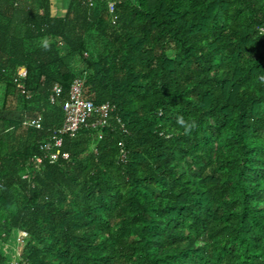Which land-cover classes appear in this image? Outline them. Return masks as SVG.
Listing matches in <instances>:
<instances>
[{"label": "trees", "instance_id": "16d2710c", "mask_svg": "<svg viewBox=\"0 0 264 264\" xmlns=\"http://www.w3.org/2000/svg\"><path fill=\"white\" fill-rule=\"evenodd\" d=\"M53 4L0 0V235L28 234L17 264H264V0ZM76 79L114 106L109 126L36 170Z\"/></svg>", "mask_w": 264, "mask_h": 264}, {"label": "built area", "instance_id": "2783aa9c", "mask_svg": "<svg viewBox=\"0 0 264 264\" xmlns=\"http://www.w3.org/2000/svg\"><path fill=\"white\" fill-rule=\"evenodd\" d=\"M109 12L114 11V3L109 4ZM264 33V28L261 29ZM19 78L26 77V70L19 69ZM83 81L76 79L70 86L69 97L63 105L64 111V123L61 128L54 131L55 139L54 143H48L41 146V150L45 156H37L32 158V163L36 170H41L46 161L53 164L59 160V158L67 160L69 155L61 152L63 145V137L69 136L75 137L79 130L83 127H101L106 128L109 126V119L111 114L114 112V106L110 103H105L100 106H96L92 101L86 100L83 97ZM22 88V86L18 85ZM61 94V87L55 86L51 95V102L55 101V97ZM27 126L34 127L36 129H42V117L38 116L32 121L24 123ZM126 155L122 154L124 160ZM23 179H29V175H25ZM5 235H0V248L2 251L9 255L13 259V263L17 264V258L20 256L28 234L23 231L14 233L13 238L3 242Z\"/></svg>", "mask_w": 264, "mask_h": 264}, {"label": "rangeland", "instance_id": "374dc122", "mask_svg": "<svg viewBox=\"0 0 264 264\" xmlns=\"http://www.w3.org/2000/svg\"><path fill=\"white\" fill-rule=\"evenodd\" d=\"M53 1V13L57 16L64 15V12H66L68 3L70 0H52Z\"/></svg>", "mask_w": 264, "mask_h": 264}, {"label": "clouds", "instance_id": "9594fccd", "mask_svg": "<svg viewBox=\"0 0 264 264\" xmlns=\"http://www.w3.org/2000/svg\"><path fill=\"white\" fill-rule=\"evenodd\" d=\"M261 79L264 80V77H262ZM181 123H183V121H181Z\"/></svg>", "mask_w": 264, "mask_h": 264}, {"label": "crops", "instance_id": "0c3cea01", "mask_svg": "<svg viewBox=\"0 0 264 264\" xmlns=\"http://www.w3.org/2000/svg\"><path fill=\"white\" fill-rule=\"evenodd\" d=\"M65 14V13H64ZM63 16V15H62Z\"/></svg>", "mask_w": 264, "mask_h": 264}]
</instances>
